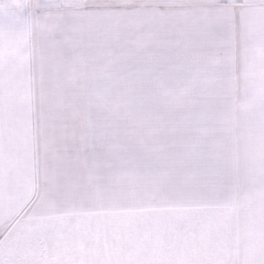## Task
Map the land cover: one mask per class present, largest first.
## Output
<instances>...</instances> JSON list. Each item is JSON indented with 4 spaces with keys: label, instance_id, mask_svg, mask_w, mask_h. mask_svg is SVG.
<instances>
[{
    "label": "snow or ice",
    "instance_id": "6c2138e0",
    "mask_svg": "<svg viewBox=\"0 0 264 264\" xmlns=\"http://www.w3.org/2000/svg\"><path fill=\"white\" fill-rule=\"evenodd\" d=\"M0 264H264V0H0Z\"/></svg>",
    "mask_w": 264,
    "mask_h": 264
}]
</instances>
